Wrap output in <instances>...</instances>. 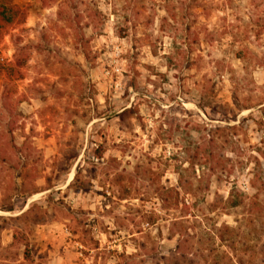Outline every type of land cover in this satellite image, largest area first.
I'll list each match as a JSON object with an SVG mask.
<instances>
[{"label": "rangeland", "instance_id": "obj_1", "mask_svg": "<svg viewBox=\"0 0 264 264\" xmlns=\"http://www.w3.org/2000/svg\"><path fill=\"white\" fill-rule=\"evenodd\" d=\"M11 3L0 264H264V0Z\"/></svg>", "mask_w": 264, "mask_h": 264}, {"label": "trees", "instance_id": "obj_2", "mask_svg": "<svg viewBox=\"0 0 264 264\" xmlns=\"http://www.w3.org/2000/svg\"><path fill=\"white\" fill-rule=\"evenodd\" d=\"M22 17V12L11 3V0H0V36L3 28L20 22Z\"/></svg>", "mask_w": 264, "mask_h": 264}]
</instances>
